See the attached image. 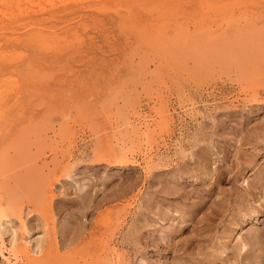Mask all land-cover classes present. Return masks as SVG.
<instances>
[{"label": "rangeland", "instance_id": "374dc122", "mask_svg": "<svg viewBox=\"0 0 264 264\" xmlns=\"http://www.w3.org/2000/svg\"><path fill=\"white\" fill-rule=\"evenodd\" d=\"M26 1L42 17L0 38V217L41 251L0 264H264L261 4L186 0L163 23L147 0ZM252 13L220 61L189 45Z\"/></svg>", "mask_w": 264, "mask_h": 264}, {"label": "bare ground", "instance_id": "6f19581e", "mask_svg": "<svg viewBox=\"0 0 264 264\" xmlns=\"http://www.w3.org/2000/svg\"><path fill=\"white\" fill-rule=\"evenodd\" d=\"M26 1V0H25ZM59 1V0H58ZM70 1V0H69ZM81 1V0H80ZM79 1V2H80ZM147 1H150L151 3L152 2H156V8L157 9H155V11H156V14H158V16H157V18L161 21V22H163V23H170L172 20L173 21H175V19H174V17L175 18H178V15L180 16V11H181V9L184 7V6H186V0H147ZM198 3H199V5H200V8H202L203 9V7L205 6V5H207V8H208V6H210V5H212V4H214V5H216L218 2H221V1H225V2H227V3H229V4H231L232 6H234L235 5V7H237V6H240L241 4H245V5H247L246 3L247 2H250V4H251V2H254V3H258V4H261V7H262V11L264 10V0H196ZM0 2H2V3H0L1 4V6H2V4H3V6H5V5H12V7H8L7 9H5L4 11L3 10H0V38H7L8 39V41H11L12 39L10 38V36H7V35H5L4 34V31H7V30H9V28L11 27V26H13V24H16V22H18L17 20H16V22H14V18L16 17V18H23L25 15H27L28 14V9L25 11V12H23V11H21V8H19L17 11H15L14 12V8L15 7H13V3H14V0H5L4 2L3 1H1L0 0ZM23 2V1H22ZM27 3L29 2V1H26ZM52 2V1H51ZM76 3H77V1H75ZM82 2V1H81ZM87 2V1H86ZM260 2V3H259ZM17 3V2H16ZM31 3V2H30ZM29 3V4H30ZM35 3H37V2H35ZM48 3H50V0H49V2ZM65 3V2H64ZM64 3L62 4V5H64ZM70 3H72V0H71V2ZM25 4V3H24ZM38 4H40L39 2H38ZM56 6H57V4L56 3H54ZM53 4V5H54ZM79 4V3H78ZM253 4V3H252ZM59 5V4H58ZM66 5H68L69 6V4L67 3ZM35 6V5H34ZM39 6H41V5H39ZM84 6V5H83ZM47 7H49V5L47 6ZM54 7V6H53ZM73 7V6H72ZM244 7V6H243ZM260 7V8H261ZM26 8H28V7H26ZM51 8H52V6H51ZM64 8V9H63ZM69 8V7H68ZM245 8V7H244ZM25 9V8H24ZM39 9V8H38ZM50 9V8H49ZM62 10H64V11H66L67 10V8H65V6L64 7H62L61 8ZM70 9V8H69ZM210 9V8H209ZM240 9H241V7H240ZM16 10V9H15ZM30 10V9H29ZM32 10V9H31ZM30 10V11H31ZM35 9H33V11H34ZM43 10H46V9H44L43 8ZM59 10L60 9H58L57 11L59 12ZM72 10V9H71ZM255 10V9H254ZM258 10V9H257ZM39 11V10H38ZM38 11H37V13H38ZM203 10H201V11H195L194 13H192V17H190V16H188L186 19L188 20V19H190V23H191V25L195 28V29H197L198 28V22H199V19H198V13H200V12H202ZM249 11V10H248ZM260 11V10H259ZM35 12V11H34ZM34 12L32 13V14H34ZM182 12V11H181ZM190 12V11H189ZM236 12V11H235ZM256 12V11H255ZM264 12V11H263ZM14 13H16V15L14 14ZM36 13V12H35ZM59 13H61V12H59ZM214 14H215V12H213ZM240 13V12H239ZM247 13H250V11L249 12H247ZM259 13V12H258ZM257 13V14H258ZM260 13L262 14V12L260 11ZM260 13H259V15H260ZM25 14V15H24ZM30 14V13H29ZM28 14V15H29ZM66 14V13H65ZM183 14H186V11H184V13ZM253 15H251L250 14V16L251 17H240V19H239V21H242V25H240V26H238V27H236L235 29H232L229 33L230 34H232V35H224V34H228L227 33V31L225 30V31H223L224 33H220V34H217L216 32H211V31H209L208 29L209 28H206V30H205V27H203L204 29L203 30H201V31H199V33H197V32H195V33H193V34H191V36H190V38H191V44H189V45H192V47H194L196 50H198L199 52H200V55L203 57H207V56H210L211 58H212V60H213V62H218V61H220L219 59H220V57L221 56H223L222 54H225V55H227L229 52H233L234 50H235V47L237 46V45H241L242 43H243V41L246 39V38H248V31L249 30H251V29H248L247 27H248V25H250V24H252V21H254V19L256 20L257 18H256V16H254V15H256V14H254V13H252ZM24 15V16H23ZM27 15V17H26V19H22V20H25L29 25H30V23L31 22H35V20H37V18H39L41 15H39V17H35V16H28ZM55 15V14H54ZM207 15V14H206ZM216 15V14H215ZM245 15H246V13H245ZM249 15V14H248ZM58 16H60V15H58ZM204 16V15H203ZM212 16V15H211ZM262 16V15H261ZM42 17V16H41ZM218 17V16H217ZM258 17V16H257ZM51 18V17H50ZM57 18H60V17H57ZM62 18V17H61ZM82 18V17H81ZM201 18V17H200ZM203 18V17H202ZM236 18V17H235ZM43 19H44V16H43ZM259 19V18H258ZM262 19V18H261ZM39 20V19H38ZM60 20V19H59ZM252 20V21H251ZM83 21V20H82ZM214 21V20H213ZM235 21H236V19H235ZM263 21V20H262ZM36 22H38V21H36ZM84 22V21H83ZM188 22H189V20H188ZM255 22V21H254ZM86 23V22H85ZM244 23V24H243ZM54 24V23H53ZM257 24V23H256ZM28 25V26H29ZM210 25V24H209ZM208 25V26H209ZM24 26V25H23ZM22 26V27H23ZM44 26V25H43ZM200 26H201V24H200ZM213 26V25H212ZM222 26V25H221ZM19 27V26H18ZM53 27V26H52ZM66 27H67V25H66ZM69 27V26H68ZM15 28V27H14ZM54 28H55V26H54ZM74 28V27H73ZM72 28V29H73ZM232 28V27H231ZM199 29H202V28H199ZM10 31V30H9ZM11 31H12V33H13V29H11ZM16 31V30H15ZM31 31H33V30H31ZM39 31V30H38ZM41 31V30H40ZM54 32V31H53ZM52 32V33H53ZM48 33V32H47ZM206 34V33H208L207 35H208V39H205V36H204V39L202 38V36H203V34ZM51 35V34H50ZM184 36V35H183ZM11 37H13V36H11ZM48 37H50V36H48ZM47 38V37H46ZM79 38V37H78ZM11 39V40H10ZM13 39H14V37H13ZM4 40V39H3ZM80 40V39H79ZM251 39H249V41H250ZM39 41H40V39H39ZM47 41V40H46ZM81 41V40H80ZM38 43V42H37ZM30 44V43H29ZM45 44V43H44ZM41 46V45H40ZM44 47H46V46H44ZM245 48V47H244ZM1 54H2V52H0ZM244 53V52H243ZM247 54V53H246ZM236 55V54H235ZM81 57V56H80ZM165 57V56H164ZM206 59V58H205ZM6 60V59H5ZM164 60V59H163ZM6 63V62H5ZM189 63V62H188ZM215 66V65H214ZM4 67L1 65L0 66V75L2 74V72L4 71ZM13 70V69H12ZM4 77V76H3ZM7 77V76H6ZM5 77V78H6ZM10 77V76H9ZM8 78V77H7ZM4 79V78H3ZM10 82V81H9ZM6 83V82H5ZM264 84V83H263ZM19 86V85H18ZM179 87V86H178ZM5 89V88H4ZM216 89V88H215ZM217 91V90H216ZM211 94V93H210ZM28 98V97H27ZM3 99V98H2ZM1 100V99H0ZM263 101V100H262ZM4 103H5V101H4ZM2 104H3V102L2 103H0V108L2 107ZM26 104V103H25ZM169 104V103H168ZM212 104V103H211ZM217 104V103H216ZM4 106V105H3ZM7 106V105H6ZM25 106V105H24ZM19 107V106H18ZM20 108V107H19ZM218 108V107H217ZM3 109H5V107H3ZM11 109V108H10ZM2 110V109H1ZM169 110V109H168ZM211 111V110H210ZM2 112V111H1ZM250 112V111H249ZM141 113V112H140ZM0 114H2V113H0ZM20 114H21V112H20ZM173 114V113H172ZM212 114V113H211ZM251 114V113H250ZM26 116V115H25ZM24 116V117H25ZM173 116V115H172ZM261 116V115H260ZM139 117V116H138ZM264 117V116H263ZM130 118V117H129ZM183 118V117H182ZM252 119V118H251ZM254 120V119H253ZM252 120V121H253ZM205 121V120H204ZM174 122V121H173ZM176 123V122H175ZM205 125V124H204ZM4 127V126H3ZM175 127V126H174ZM183 127V126H182ZM243 127V126H242ZM2 128V127H1ZM0 128V130H2ZM192 128V127H191ZM242 130V129H241ZM138 132V131H137ZM145 133H146V131H145ZM190 133V132H189ZM141 134H143V133H141ZM2 135V134H1ZM132 135V134H131ZM261 136H262V133H259L258 132V136H257V138L259 139V138H261ZM143 137V136H142ZM193 137V136H192ZM112 138V137H111ZM144 138H146V136L144 137ZM186 138V137H185ZM104 139H106V138H104ZM244 139V138H243ZM260 140V139H259ZM189 141V140H188ZM170 142V141H169ZM180 142H182V141H180ZM153 143V142H152ZM165 143V142H164ZM178 143V142H177ZM174 145V144H173ZM187 146V145H186ZM199 146V145H198ZM255 147V146H254ZM168 148V147H167ZM256 148V147H255ZM198 149V148H197ZM259 149V148H258ZM192 150V149H191ZM204 151V150H203ZM175 152H176V150H175ZM199 152V151H198ZM201 153V152H200ZM259 153V152H258ZM191 154H192V152H191ZM208 154V153H207ZM182 155V154H181ZM194 155V154H193ZM112 156V155H111ZM160 156V155H159ZM210 156V155H209ZM144 157V156H143ZM156 157V156H155ZM177 157V156H176ZM211 157V156H210ZM71 158V157H70ZM171 158V157H170ZM195 158V157H194ZM145 159V158H144ZM143 159V160H144ZM160 159V158H159ZM166 159H167V157H166ZM169 159V158H168ZM190 159V158H189ZM113 160V159H112ZM118 160H119V158H118ZM172 161V160H171ZM186 161V160H185ZM197 161V160H196ZM195 161V162H196ZM165 162V161H164ZM167 162V161H166ZM179 163V162H178ZM189 163V162H188ZM147 164H149V163H147ZM154 164V163H153ZM145 165V164H144ZM170 165V164H169ZM108 166V165H107ZM146 166V165H145ZM72 168V167H71ZM201 168V167H200ZM155 169V168H154ZM161 169V168H160ZM98 170V169H97ZM133 170V169H132ZM131 170V171H132ZM183 170V169H182ZM195 170V169H194ZM66 173V172H65ZM134 174V173H133ZM181 174V173H180ZM176 175V174H175ZM188 175V174H187ZM144 176V175H143ZM69 177V176H68ZM107 177V176H106ZM152 177V176H151ZM213 177V176H212ZM173 179V178H172ZM172 179H170V180H172ZM176 179H177V177H176ZM192 179V178H191ZM263 179H264V175H263ZM54 183V182H53ZM140 183V182H139ZM52 184V183H51ZM172 184V183H171ZM205 184V183H204ZM261 184V183H260ZM125 185V184H124ZM50 186V185H49ZM53 186V185H52ZM196 186V185H195ZM214 186H215V184H214ZM83 187V186H82ZM121 187V186H120ZM88 188V187H87ZM179 188V187H178ZM194 188V187H193ZM257 188V187H256ZM260 188H263L264 189V184H262V187H260ZM79 189V188H78ZM83 189V188H82ZM116 189V188H115ZM90 190V189H89ZM178 190V189H177ZM197 190V189H196ZM254 190V189H253ZM100 191V190H99ZM124 191V190H123ZM208 191V190H207ZM172 192H173V190H172ZM177 192V191H176ZM175 192V193H176ZM212 192V191H211ZM111 193H113V192H111ZM179 193V192H178ZM182 193V192H181ZM252 193V192H251ZM184 194V193H183ZM206 194V193H205ZM87 195V194H86ZM112 195V194H111ZM199 196H200V194H198ZM72 196V195H71ZM179 196V195H178ZM209 196V195H208ZM207 196V197H208ZM79 197V196H78ZM205 197V196H204ZM76 198V197H75ZM202 198V197H201ZM196 199V198H195ZM79 200V199H78ZM159 200V199H158ZM108 201H110V198L108 197V195L106 196V197H104V199H103V202H107L108 203ZM256 201V200H255ZM85 203V202H84ZM197 203V202H196ZM205 203V202H204ZM92 204H93V202H92ZM186 204V203H185ZM190 204V203H189ZM86 205H87V203H86ZM93 206V205H92ZM149 206V205H148ZM199 206V205H198ZM262 206V205H261ZM147 207V206H146ZM197 207V206H196ZM148 208V207H147ZM198 208V207H197ZM188 209V208H187ZM186 209V210H187ZM192 209V208H191ZM195 209V208H194ZM189 211V210H188ZM196 213V212H195ZM109 215V214H108ZM103 217V216H102ZM225 217V216H224ZM246 217V216H245ZM84 219V218H83ZM194 219V218H193ZM21 221V220H20ZM89 221V220H88ZM99 223V222H98ZM21 224H22V221H21ZM24 224H25V222H24ZM82 224V223H81ZM97 224V223H96ZM146 226V225H145ZM171 226V225H170ZM20 227H23V230L24 231H26V233H28V237L26 238V237H24L23 238V244L21 245L20 244V246H23V248H20V246L19 247H17V228H20ZM150 227V226H149ZM176 227V226H175ZM232 227V226H231ZM51 229V228H50ZM147 229V228H146ZM29 230H27V228H26V226L25 225H22V226H16V225H14L8 218H6L5 216H2V217H0V253L3 255V256H5L4 255V251L6 252V251H10V252H13V251H11L13 248V250L15 251L17 248H19L16 252H18L19 250H21V249H23V250H21V252L22 251H24V252H22V254L23 253H25V254H29L30 252L32 253V255H37V254H39L40 253V251H41V238L42 237H40V236H36V237H32L31 235H29V232H28ZM64 231V230H63ZM104 232V231H103ZM184 232V231H183ZM63 233V232H62ZM35 234H37V233H35ZM175 234V233H174ZM63 235V234H62ZM153 235V234H152ZM151 235V236H152ZM258 236V235H257ZM61 237V236H60ZM63 237V236H62ZM70 237V236H69ZM210 237V236H209ZM3 238H5L6 239V241L5 240H3ZM79 238V237H78ZM154 238V237H153ZM218 238V237H217ZM247 238V237H246ZM22 239V238H21ZM20 239V240H21ZM146 239V238H145ZM158 239V238H157ZM64 241V240H63ZM153 241H155V240H153ZM56 242V241H55ZM69 242V241H68ZM157 242V241H156ZM57 243V242H56ZM67 243V242H66ZM88 243V242H87ZM153 243V242H152ZM8 244V245H7ZM30 245V249H29V247L28 246H26V245ZM65 244V243H64ZM57 245V244H56ZM73 245V244H72ZM7 246H9V248L7 247ZM24 246H26L25 248H24ZM45 246V245H44ZM43 246V247H44ZM68 246V245H67ZM66 246V247H67ZM200 248V247H199ZM58 249V248H57ZM67 249V248H66ZM19 253H20V251H19ZM221 253H223V251L221 252ZM44 254V253H43ZM31 255V254H30ZM1 256V255H0ZM15 256V255H14ZM21 256V255H20ZM29 256V255H28ZM116 256V255H115ZM169 256V255H168ZM7 258V257H6ZM224 259V258H223ZM221 260V259H220ZM8 261V260H7ZM29 261H30V259L28 258V261H25V263L26 264H28L29 263ZM182 261V260H181ZM111 262V261H110ZM16 264V263H15ZM108 264V263H107Z\"/></svg>", "mask_w": 264, "mask_h": 264}]
</instances>
